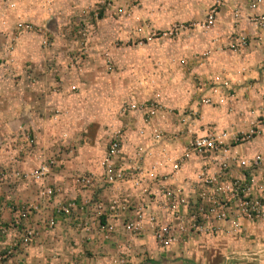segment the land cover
Returning a JSON list of instances; mask_svg holds the SVG:
<instances>
[{"label":"rangeland","instance_id":"rangeland-1","mask_svg":"<svg viewBox=\"0 0 264 264\" xmlns=\"http://www.w3.org/2000/svg\"><path fill=\"white\" fill-rule=\"evenodd\" d=\"M215 2L0 0V35L5 30L10 33L4 48L0 45V53L4 49L5 54L10 56L16 49V37L23 36L26 48L39 58V62L45 63L53 85L51 93L57 95L63 92L65 99L70 95L74 97L65 106L57 104L59 106L46 110L32 108L31 116L37 133L29 124H24L29 121L28 116L16 131L7 128H13V122L6 125L0 119V196L3 197L0 208L15 214L18 220L38 214L40 207L25 196L26 189L18 191L13 189L14 185L20 181L42 199L41 187L38 188L37 180L30 176L39 165L45 164L49 169L44 182L51 173L65 169L71 160L75 166L99 167L111 137L127 130L128 124L148 120L143 111L145 106L155 104L163 109V119L158 117L154 119L156 121L172 119L179 113L186 115L193 102L200 104L196 89L208 82L209 41L218 38V34L223 35L221 38L226 40L224 50H228L226 61L243 47L230 48L231 43L244 38L232 32L222 33L216 27L217 17L210 28H201ZM219 11L220 7H217L216 13ZM19 22L32 24L37 31L32 34L17 33L15 25ZM43 41L45 45H42ZM40 55H43L42 58L47 56L48 61L41 59ZM30 65L28 61L23 63L27 71ZM10 70L12 72V67ZM217 85L218 82L209 83L210 88ZM224 97L227 100L232 98L233 91L226 90ZM210 100V107L220 106L215 99ZM251 111H242L240 114L247 118L234 128L218 131L235 135L238 139L228 143L230 156L239 160L238 165L231 166L245 178L261 177L263 174L248 165L256 155L264 161V110L249 119ZM141 128L144 129V126ZM131 130L138 131L135 127ZM44 134H49L52 140H45L47 135L44 137ZM241 161L245 162V167H242ZM14 166L20 168V174L15 172ZM86 172L87 169L74 174L75 181ZM225 173L231 180L238 179L231 176L228 169ZM46 188L43 187V190ZM49 188L52 193L49 199L45 198L46 203H50L56 195L53 187L49 185ZM14 193H21L17 194L20 201L10 199ZM212 205L202 203L197 207L201 214H206L205 210H210ZM27 206L32 207L28 214L20 216ZM18 220L17 223L14 220L1 222L0 231L18 229L24 235L30 229ZM193 223L196 228L185 226V232L176 238L177 242L164 250L188 241L185 244H192L193 249L196 247L203 257L209 256V264H237L239 255L225 254L220 250L229 245L236 248L242 243H257L252 234L244 239L242 225H236L228 218L212 219L209 216L207 221L194 213ZM132 236L138 238L142 235ZM151 238L159 246L152 234ZM204 250H209V253ZM228 256L231 259H225ZM118 262L121 261L118 259Z\"/></svg>","mask_w":264,"mask_h":264},{"label":"crops","instance_id":"crops-1","mask_svg":"<svg viewBox=\"0 0 264 264\" xmlns=\"http://www.w3.org/2000/svg\"><path fill=\"white\" fill-rule=\"evenodd\" d=\"M261 15L264 16V0H223L216 15V27L225 35L232 32L243 37L245 44L226 61L228 50H224L226 40L221 38L223 35L218 34V38L209 41L208 86L202 90L196 89V96L199 101L201 97H209V83L213 81L226 83L233 91L232 98L227 100L224 97L226 90L216 86L217 94L212 99L220 106L212 108L193 102L186 115L179 113L172 119H159L149 125H144L142 121L128 124V129L122 132L123 151L126 157L133 158L136 146L144 148L141 175H131L133 180L124 184L107 186L99 179L100 165L92 169L88 166H75L71 160L65 165V169L51 173L46 182L44 179L37 180L38 188H49L50 185L55 190L56 195L50 203H46L45 198L40 199L27 185L17 182L13 189H26L25 196L34 201L40 211L26 220L17 218L32 231L33 238L28 245L20 243L23 235L20 230L0 231V264H209V256L203 257L196 247L193 249L192 244H185L188 241L179 243L170 250H164L156 246L149 230H144L140 234L142 236L136 238L124 232L122 224L126 219L132 218L134 206L139 202L145 207L144 213H154L159 219L171 221L170 216L162 213L157 206L161 189L165 186H181L186 190L191 208L194 204L206 202L198 199L200 186L196 184L197 176H212L218 173L221 156L216 158L217 161H214L213 157H191L177 171L172 170L171 162L184 151L188 139L193 137V134L201 136L234 128L247 118L240 114L242 111L252 109L249 112V119H252L264 110V28L254 22V17ZM7 32L8 30H5V33L0 35V45L3 48L10 37ZM23 39V36L16 37L18 48L15 45L16 49L10 56L5 54L4 49L2 54L0 53V119L6 125L13 122L15 126L7 128L9 131H16L28 116L29 121L24 124H29L33 132L37 133L35 120L31 116L32 108L46 110L49 107L65 106L72 102L70 99L74 97L70 95L65 99L66 94L63 92L57 95L51 93L53 85L50 74L44 67L45 63L39 62V58L26 48ZM42 56L40 55L41 59L47 60V56ZM25 61L31 63L28 71L23 66ZM143 126L144 129L141 128ZM132 127L143 132L144 139L139 140L138 131L131 130ZM152 129L162 132V138L158 142L149 138ZM44 137L47 141L52 140L49 134H44ZM223 160L228 165L230 175L240 178L238 169L232 168L234 163L230 164L228 158ZM85 169L88 172L82 175L94 177V182L88 187L80 186L73 177ZM20 171V168H15L18 174ZM140 176L146 177L138 181ZM142 189L146 191L142 193ZM17 194L21 193H14L10 199L14 202L20 201L21 198H18ZM1 197L2 195L0 199ZM113 200L117 202L116 207L121 206L122 202L128 207L122 212L115 211L116 217H112L107 209ZM68 204H73L69 214H56L57 208ZM98 206L103 208L100 210L102 216L96 217ZM180 212L187 213L183 208ZM15 216L0 208V223L9 220L16 222ZM49 219L54 222L52 228L47 226ZM105 223L112 225L114 229V233L108 237L103 236L99 230V224ZM238 224L242 225V237L245 239L252 234L257 243H242L235 246L236 248L229 245L220 251L239 255L237 264H264V221L240 220ZM204 251L209 253V250ZM118 259L121 262H118Z\"/></svg>","mask_w":264,"mask_h":264},{"label":"built area","instance_id":"built-area-1","mask_svg":"<svg viewBox=\"0 0 264 264\" xmlns=\"http://www.w3.org/2000/svg\"><path fill=\"white\" fill-rule=\"evenodd\" d=\"M223 0H216L206 14L204 21L201 24V28L208 29L215 23L216 8L220 7ZM255 24L259 27L264 28V16L254 17ZM1 24H4L3 22ZM15 30L17 33L32 34L37 30L32 26V24H27L19 22L15 25ZM45 41L42 45H45ZM244 46V40L239 39L236 42L230 44V48ZM235 50V49H234ZM208 84H201L198 89L207 88ZM219 87L225 90L230 89L226 83H218ZM217 87L209 89V97H201V106H210L213 96H215ZM221 102V100H220ZM144 114L148 120H144V125H149L155 118L160 117L163 119L165 112L163 109L155 104H150L144 107ZM145 128V126H144ZM150 137L152 140L158 142L162 138V132L157 129L151 130ZM138 139H144L145 135L143 132L138 130ZM194 136L189 138L184 151L171 162L172 170L177 171L185 162L193 158H208L213 157L217 161V157H220L221 165L219 167V172L207 176L204 174H199L197 176L196 184L200 186V192L198 199L205 200L206 202H201L199 204H194L191 208V204L188 198L187 191L181 186H165L161 189L159 204H157L158 209L162 213L170 216V219H159L154 213H144L145 207L142 202L136 203L133 210V216L130 219H126L122 224V229L124 232L130 235H139L144 230H149L151 234L156 239V242L162 248H167L177 242V237L185 232L184 227L190 226L191 228H196L193 223L194 213H198V216L202 219H207L209 221V216L213 219L214 217L234 222L238 225L240 220H246L248 222H253L256 220L264 221V161L260 155L254 156L249 166L262 171V176L245 178L241 177L234 180H228L225 170L228 169V165L224 163L223 159L228 158L229 161H233L234 164H239V160L230 156L229 144L234 141H238L235 135H230L228 133H209L201 136ZM122 133H116L111 137L104 150L102 160L100 163L101 173L99 179L107 186L124 184L127 181H132L131 175L139 176L141 175V165L143 163L144 152L141 146H136L133 150V158L126 157L123 147H122ZM229 155V156H228ZM227 156V157H225ZM242 167H245V162L241 161ZM49 173L48 166L45 164L39 165L35 168L30 176L34 180H43ZM147 176V172H145ZM131 176V177H130ZM146 176H140L137 178L144 179ZM249 179V180H247ZM77 183L82 187H88L94 182V177L90 175H81L77 178ZM136 181V179H135ZM137 181V183H138ZM136 183V182H135ZM210 189V190H209ZM206 190V191H205ZM146 190L142 189V193ZM52 190L50 188L42 189L40 195L46 199L51 196ZM218 198V202H215ZM202 203L213 204L212 207L206 209L204 213L201 214L200 209L197 205ZM117 202L111 201L108 205V211L111 213L112 217H116L117 213L115 211H125L128 207L122 202L121 206L116 207ZM214 205H216L214 207ZM190 207V208H189ZM31 206H27L25 211L21 215L28 214V210ZM73 204H68L66 206H61L56 209V214L67 215L70 210H72ZM183 208L187 213H181L180 209ZM102 207L98 206L96 211V217L102 216L100 210ZM193 209V210H192ZM18 218V216H15ZM186 218L188 220H186ZM186 223L184 224L183 222ZM17 223V222H16ZM54 222L49 219L47 226L52 228ZM100 233L103 236L108 237L110 234L114 233L113 226L110 224H99ZM33 238L31 230H27L24 235L20 238V243L22 245H28Z\"/></svg>","mask_w":264,"mask_h":264}]
</instances>
